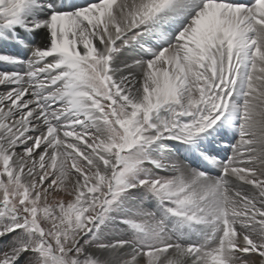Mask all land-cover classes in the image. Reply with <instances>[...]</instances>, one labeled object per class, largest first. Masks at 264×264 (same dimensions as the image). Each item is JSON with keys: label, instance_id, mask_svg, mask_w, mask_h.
<instances>
[{"label": "snow or ice", "instance_id": "1", "mask_svg": "<svg viewBox=\"0 0 264 264\" xmlns=\"http://www.w3.org/2000/svg\"><path fill=\"white\" fill-rule=\"evenodd\" d=\"M0 264H264V0H0Z\"/></svg>", "mask_w": 264, "mask_h": 264}, {"label": "bare ground", "instance_id": "2", "mask_svg": "<svg viewBox=\"0 0 264 264\" xmlns=\"http://www.w3.org/2000/svg\"><path fill=\"white\" fill-rule=\"evenodd\" d=\"M38 39V41H39V38H37Z\"/></svg>", "mask_w": 264, "mask_h": 264}]
</instances>
